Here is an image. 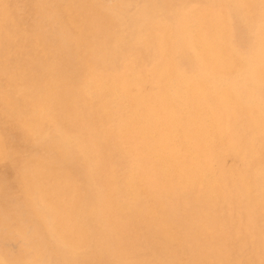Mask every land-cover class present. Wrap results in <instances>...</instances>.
Wrapping results in <instances>:
<instances>
[{
	"label": "bare ground",
	"instance_id": "obj_1",
	"mask_svg": "<svg viewBox=\"0 0 264 264\" xmlns=\"http://www.w3.org/2000/svg\"><path fill=\"white\" fill-rule=\"evenodd\" d=\"M171 5L156 10L153 3L150 14L140 5L135 17L139 25L145 24L140 46L125 57L121 68L94 67L92 83L83 90L88 102L93 89L105 91L100 103L108 114L103 142L109 144L112 132L119 137L136 133L124 141L128 158L120 169L112 165L111 148L97 155L106 165L101 200L126 224L141 222L140 236L153 237L150 225L159 230L165 240L163 252L151 264H164L162 257L168 264L210 263L214 253L205 248L211 241L226 246L224 260L249 245L245 264H264L260 219L253 224L245 220L254 206L264 213V0H175ZM238 18L244 19L249 34L244 48L233 39L230 22ZM149 46L155 50L152 61H139L140 49ZM94 117L100 118L98 113ZM56 127L73 141L71 128ZM82 138L78 147L92 161L95 156ZM240 154L238 166L225 167V157ZM188 192L202 202V209L198 219L190 216V209L186 212L187 228L164 196ZM41 197L49 210H57L44 194ZM96 205V200L89 205L90 213ZM82 209L76 210L67 230L60 224L51 227L54 237L68 236L76 257L96 235ZM235 212L241 222L233 235L225 223ZM116 230L127 235L123 225ZM123 238L111 242L110 250L127 263L149 264L132 258ZM0 264L7 262L0 259Z\"/></svg>",
	"mask_w": 264,
	"mask_h": 264
},
{
	"label": "rangeland",
	"instance_id": "obj_2",
	"mask_svg": "<svg viewBox=\"0 0 264 264\" xmlns=\"http://www.w3.org/2000/svg\"><path fill=\"white\" fill-rule=\"evenodd\" d=\"M155 2L0 0V259L7 264H131L110 250L109 245L118 243L120 235L125 236L121 241L131 249L132 258L141 257L151 264L162 255L165 240L155 226H149L153 229L150 232H155L153 237H142L141 222L130 220L126 224L122 215L101 200L106 165L97 155L101 157L103 150L111 148L112 165L120 169L128 158L124 141L136 133L129 131L119 137L112 132L107 138L109 144L103 142L108 114L100 103L105 91L93 89L88 94L90 102L100 108L90 104L83 93L92 83L94 67L107 71L121 68L125 57L140 46L138 40L145 26L135 20L140 5L150 14L153 3L156 10H162L175 0ZM230 23L234 42L244 48L249 39L244 19ZM141 49L139 61H152L154 48ZM97 113L99 119L94 117ZM56 126L71 128L73 141L66 140ZM79 134L95 156L92 161L78 147ZM240 158L241 154L225 157V167L238 166ZM158 189L163 191H155L160 192ZM41 193L51 202V209L57 210L46 207ZM164 198L182 225L188 228L189 209L190 216L198 219L202 202L193 193ZM94 200L97 205L90 213ZM81 208L94 224L96 235L76 257L70 252L68 236L54 237L51 227L60 224L67 230ZM253 208L246 222L253 224L260 219L264 229L263 211L258 206ZM49 212L55 214V220ZM236 212L233 220L225 223L233 235L241 222ZM118 225H123L127 235L118 234ZM225 247L214 241L208 244L205 250L214 253L211 264H219L222 257L224 260ZM249 248L225 257L222 264H245ZM162 259L168 264L165 257Z\"/></svg>",
	"mask_w": 264,
	"mask_h": 264
}]
</instances>
